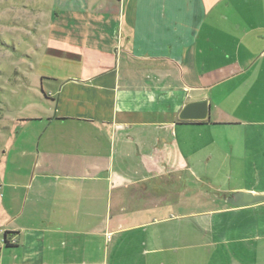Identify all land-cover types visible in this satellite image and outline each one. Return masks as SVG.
Here are the masks:
<instances>
[{
    "label": "crops",
    "instance_id": "1",
    "mask_svg": "<svg viewBox=\"0 0 264 264\" xmlns=\"http://www.w3.org/2000/svg\"><path fill=\"white\" fill-rule=\"evenodd\" d=\"M49 12L42 105L8 120L0 264H264V201L224 200L264 192V0Z\"/></svg>",
    "mask_w": 264,
    "mask_h": 264
},
{
    "label": "rangeland",
    "instance_id": "2",
    "mask_svg": "<svg viewBox=\"0 0 264 264\" xmlns=\"http://www.w3.org/2000/svg\"><path fill=\"white\" fill-rule=\"evenodd\" d=\"M52 0H0V168L8 120L37 112L42 103V24L46 29ZM45 34V39L46 38Z\"/></svg>",
    "mask_w": 264,
    "mask_h": 264
},
{
    "label": "water",
    "instance_id": "3",
    "mask_svg": "<svg viewBox=\"0 0 264 264\" xmlns=\"http://www.w3.org/2000/svg\"><path fill=\"white\" fill-rule=\"evenodd\" d=\"M208 111L207 99H200L186 103L178 117L181 120H205L207 119ZM224 200L234 206L251 205L263 202L264 192L236 191L224 196Z\"/></svg>",
    "mask_w": 264,
    "mask_h": 264
}]
</instances>
